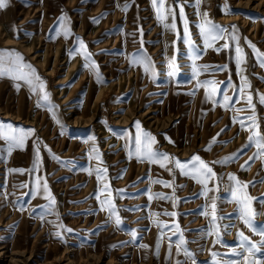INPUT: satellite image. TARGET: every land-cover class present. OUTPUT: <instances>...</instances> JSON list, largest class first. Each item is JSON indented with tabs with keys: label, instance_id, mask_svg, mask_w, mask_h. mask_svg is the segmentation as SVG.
Returning a JSON list of instances; mask_svg holds the SVG:
<instances>
[{
	"label": "rangeland",
	"instance_id": "374dc122",
	"mask_svg": "<svg viewBox=\"0 0 264 264\" xmlns=\"http://www.w3.org/2000/svg\"><path fill=\"white\" fill-rule=\"evenodd\" d=\"M175 2L184 7L187 30L200 49L195 65L209 66L195 77L179 8L174 29L170 15L157 19L152 0H7L0 10V51L21 55L49 95L44 101L38 88L34 92L23 81L0 79V124L34 130L11 155L0 138V264H192V259L213 264L221 256L233 259L229 253L239 250L238 232L259 242V235L238 218L229 191L236 185L229 174L247 183V194L258 198L252 203L261 213L255 224L264 226V157L249 160L257 149L244 147L249 132L234 122L250 123L245 118L252 114L236 111L247 107L240 93L241 75L247 76L252 93L264 95V66L245 40L264 53V0H201L199 8L196 0ZM125 4L130 5L127 11L122 10ZM204 12L208 20L228 29L225 37L235 32L238 41L229 39L227 49L224 40L205 48L199 28ZM61 18L67 21V37ZM81 40L94 70L86 66ZM236 47L246 60L242 73ZM140 53L150 58L151 72L132 63ZM173 55L178 71L170 77ZM206 80L222 82L215 99L222 103L229 96L228 108L214 105L204 87L197 88ZM253 103L264 131V104L255 95ZM141 131L155 138L153 150L181 163L199 155L217 174L208 182L216 189L208 196L216 197L217 214L224 217L217 220L219 242L206 234L212 209L210 200L200 195L201 185L181 175L173 162H166L171 174L159 163L140 162L135 139ZM213 138L216 142L209 148ZM37 151L39 167L32 170ZM228 157L234 158L224 163ZM98 169L107 170L99 181ZM38 180L47 183L54 205L44 198L42 187L41 194L34 195ZM155 180L171 182L172 187ZM157 194L171 199H157ZM104 201L114 206V215ZM161 223L168 227L161 229ZM176 225L180 231L174 235ZM226 225L231 227L225 230ZM181 233L191 259L176 251ZM239 260L243 264V256Z\"/></svg>",
	"mask_w": 264,
	"mask_h": 264
},
{
	"label": "snow or ice",
	"instance_id": "6c2138e0",
	"mask_svg": "<svg viewBox=\"0 0 264 264\" xmlns=\"http://www.w3.org/2000/svg\"><path fill=\"white\" fill-rule=\"evenodd\" d=\"M201 3V0H196L195 7L199 8V5ZM152 4L156 9V15L157 19L160 21L166 20L168 16L170 15L172 17V25L171 29L175 28L176 24V12L175 8H179V18L180 20L184 21L185 30H184V42L188 44L191 55L190 59L193 60V76H198L201 71V67L204 71H207L209 66L204 65L201 67H197L195 65V61L200 58V49L197 48L192 40L191 35L187 30V20L184 15V7L182 5L176 4L175 0H172L171 3H167V0H152ZM167 4V7H166ZM7 6V0H0V10L4 9ZM130 5L125 4L123 5L122 10L127 11L128 7ZM166 13V14H165ZM199 14V13H198ZM226 14H231L226 9ZM203 17H205L204 23L199 26L200 28V35L204 42L205 48L212 47L213 44L219 40H224L223 48L227 49L229 48V42L228 40H232L234 42L238 41V36L235 34V32L230 33L229 37H225V33L228 32V29L214 24L211 20L207 19V12H204ZM63 20V23L65 25V31L64 35L67 37L69 34L67 31V21L66 18H61ZM166 28L169 27V25H165ZM143 35L141 31V36ZM246 43H248L249 47L253 49L254 54L257 57V61L261 66H264V53H261L256 49L255 45H252L251 42L247 41L245 38ZM80 49L82 50V54L84 58L88 61L87 67L90 68V70L95 69V64L91 61L90 55L87 52V48L84 45L83 41H80ZM214 51L219 52L221 49L219 48H213ZM236 64L237 69L242 73L244 69L241 67L242 64L246 63V60L243 56V51L240 47H236ZM177 57L173 55L171 60L169 61L168 67L169 72L168 75L170 77L176 75L178 69L176 65ZM133 64L143 65L144 70L146 72H151L154 68L151 60L146 55L140 53L137 57H135L132 61ZM218 70L224 71L225 68H219ZM11 78L15 81H23L25 84L28 85L29 89L31 91H36L37 88L39 89V92L41 93V99L44 101L49 100V95L45 91V84L44 81L41 79V77L36 73L35 68H33L31 65L23 62V57L19 55L18 53H15L14 51H0V79L2 78ZM241 81H242V87L240 88V93L242 98H244V102L247 104L246 108H240L236 109L237 112H243V111H249L252 114L245 118V120L249 121L250 123H245L244 120H235V123H239L240 127L244 131L249 132L248 136V143L244 147H248L249 145H254L257 149V152L253 154V156L249 157V160H252L254 158H261L264 157V131L261 130V123L259 122L256 113H255V104L253 103L254 95L258 97L259 103L264 104V95H260L259 93H252V85L250 81L248 80L247 76L241 75ZM218 83L214 80H206L203 82L197 83V88L204 87L205 89V97L207 100L211 101L214 105L217 103H220L215 99V94L218 91ZM17 89L19 90L20 85H16ZM210 89V90H209ZM190 95L194 93H189ZM236 103H240L239 100L235 101ZM231 103V98L229 96H224L223 102L220 103V106L222 108H228V106ZM41 105L38 103L37 107H40ZM137 128L140 127L139 121H136ZM34 130H24L22 128H15L11 124H0V138L5 140L8 143V155L12 154L13 149L17 148H23L25 140L32 134ZM223 131V129L221 130ZM90 139H94L91 138ZM155 138L152 137L149 133L141 131L140 134L135 139L136 144V154L140 160V162H143L145 159L149 163H159L161 168H165L169 173L171 174L173 172L172 168L167 167L166 162H173L174 168L180 170L181 175H185L189 177L190 179L194 180L196 183L201 185L202 191L200 195H204L207 199L210 200V207L212 209L211 213V219H210V231H207V235H215L216 240H214V243L219 242L220 240V234H221V228L217 224V220H223L224 217L219 216L217 214V202L215 196H208L209 192H215V188H209L208 182L209 181H215L217 179V174L213 171L212 167L206 163L204 160L201 159L199 155H193L190 157L189 161L186 163H181L178 159H175L173 157H169L167 154L160 153L158 151L153 150V145L155 144ZM215 138H213V141L210 142L209 148L211 146V143H215ZM208 150V149H206ZM243 149H241L242 151ZM93 151H96L93 149ZM36 159L33 162V169L36 170L39 167L38 161H39V152H36ZM234 157H228L225 158L223 161L224 163L227 162L228 159H232ZM54 159L59 160V157H54ZM98 159V156H97ZM213 164L221 163V161H213ZM248 161H245V164H247ZM262 163H264V160H262ZM241 168H244V165H241ZM12 171H19L23 172V170L20 169H13ZM106 172V169L97 170V180L99 181L102 179L101 172ZM229 180L235 181V189L233 190L232 187H229V191L232 192V200L237 205L238 210V218L239 220L254 234L259 235L260 240L259 242H253L249 239L248 236H246L243 232H238L239 237V250L233 249L229 253L233 259H225L224 257H220L218 260L214 259L213 264H240L239 257L243 256V264H264V226H257L255 224V217L260 215L256 209L252 207L253 201L257 200L258 198L252 197L247 194L245 191L248 187L247 183H242L237 180V178L233 174H229ZM264 182V181H261ZM154 183L162 184L164 187H172L171 182L163 181V180H155ZM26 186V185H25ZM43 189V195L45 199H48L50 205L55 204L54 198H52L51 193L48 189V185L46 182L41 184L40 180L37 181V187L34 192V195H40V189ZM109 188L107 184L104 185V190L106 191ZM103 194V192H102ZM157 199L161 200H168L171 199L170 197L163 196L157 194ZM152 199V197H150ZM261 203H264V201H261ZM102 204H108L110 207L113 208L112 214L114 215V206H111L110 201H104ZM173 206L175 207V201L173 202ZM103 210V209H102ZM164 215L169 216H175L176 213H163ZM207 215V213H205ZM121 223L119 217L116 219V224L119 225ZM161 227V229L168 227L167 224L161 223L158 225ZM231 225L224 226V229L227 230L230 228ZM66 231H72L71 229H66ZM173 234L175 235L180 231L179 225H176L174 229H172ZM60 233H57V236H59ZM169 250L171 251L172 243H171V237H169ZM186 244V241L183 238V235L181 233L179 240L176 242V251L177 253H180L181 251L184 252V255L188 257L189 259L192 258V253L187 250V248L184 247ZM141 247H147L146 245H141ZM159 249V244H157V253ZM244 253H247V255H244ZM219 254L213 253V256L216 257ZM179 264V262H178ZM192 264H196V261L192 259Z\"/></svg>",
	"mask_w": 264,
	"mask_h": 264
},
{
	"label": "bare ground",
	"instance_id": "6f19581e",
	"mask_svg": "<svg viewBox=\"0 0 264 264\" xmlns=\"http://www.w3.org/2000/svg\"><path fill=\"white\" fill-rule=\"evenodd\" d=\"M35 185V184H34ZM98 214V213H97ZM95 215V214H94Z\"/></svg>",
	"mask_w": 264,
	"mask_h": 264
}]
</instances>
